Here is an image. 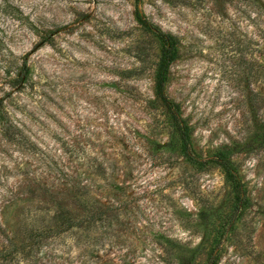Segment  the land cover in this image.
I'll use <instances>...</instances> for the list:
<instances>
[{
  "label": "rangeland",
  "instance_id": "374dc122",
  "mask_svg": "<svg viewBox=\"0 0 264 264\" xmlns=\"http://www.w3.org/2000/svg\"><path fill=\"white\" fill-rule=\"evenodd\" d=\"M136 13L178 40L166 94L199 164ZM77 187L90 237L21 235L17 264H264V0H0V241L84 219Z\"/></svg>",
  "mask_w": 264,
  "mask_h": 264
},
{
  "label": "trees",
  "instance_id": "16d2710c",
  "mask_svg": "<svg viewBox=\"0 0 264 264\" xmlns=\"http://www.w3.org/2000/svg\"><path fill=\"white\" fill-rule=\"evenodd\" d=\"M136 19L138 23L142 26L145 32L155 37L161 44L162 49L159 56V60L157 63V68L155 72V89L157 97L164 103L167 109L170 112L171 119L174 122V125L179 131L180 139H181V150L185 158H187L191 162L198 163L192 155V150L190 146V141L188 137V129L186 125L182 124L179 118V107L176 103L170 100V98L166 94V82L167 76L169 72V68L171 63L177 58V43L178 40L169 34L164 33L157 27L150 25L143 17H141L138 13H136ZM21 72L26 71V61H23ZM247 145L243 144H235L230 152L229 151H221L219 155H216V161L221 165L222 168L227 172V174L234 178L231 171V165L229 160L227 159L229 155L234 152H240L244 149L248 148L249 143ZM250 146V145H249ZM44 194H48V190H43ZM49 196V195H48ZM70 197L73 202L79 206L80 211L85 215L84 219H78L74 216L72 212L65 211L61 206L57 205L56 210L49 214V219L44 222L41 226H36V229L30 227V225L24 224L25 221H19L18 227L15 230L16 233L13 235V238L4 235V240L0 241V264H17L18 256L24 255L28 256L30 253L32 246L27 245L28 243L17 242L21 235L22 239L30 240L31 242L40 243L43 240L51 239L59 234L66 232L74 225L79 227L83 226L84 233L81 234V237L87 239L90 237V227L94 224L95 216V208L92 202L89 200V196L84 188H73L70 191ZM23 223V224H22ZM42 224V223H41ZM0 230L5 232V227L2 222H0ZM26 235V238H25ZM17 238V240H16Z\"/></svg>",
  "mask_w": 264,
  "mask_h": 264
}]
</instances>
